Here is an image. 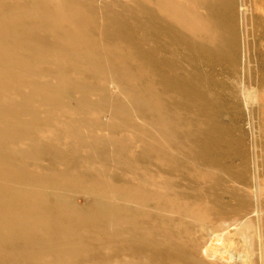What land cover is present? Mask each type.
Returning a JSON list of instances; mask_svg holds the SVG:
<instances>
[{"label": "bare ground", "instance_id": "6f19581e", "mask_svg": "<svg viewBox=\"0 0 264 264\" xmlns=\"http://www.w3.org/2000/svg\"><path fill=\"white\" fill-rule=\"evenodd\" d=\"M250 1L251 29L246 0H0V264H262L214 75Z\"/></svg>", "mask_w": 264, "mask_h": 264}, {"label": "rangeland", "instance_id": "374dc122", "mask_svg": "<svg viewBox=\"0 0 264 264\" xmlns=\"http://www.w3.org/2000/svg\"><path fill=\"white\" fill-rule=\"evenodd\" d=\"M247 1L250 3L251 7L250 10L247 11L244 25L246 24L247 27L251 29L254 24V20L251 21V19L255 17V10L252 7L251 1L246 0V2ZM256 12L262 17V14H264V2L258 3ZM236 23L238 26L241 25L242 27V24L239 23V15L236 16ZM254 32L255 38L253 40L249 38L248 40L247 45L250 46V50L247 51L248 55L247 59H245L246 64H248V59L250 61L249 74L246 71L244 52L242 54L238 52V54L233 55V58L236 65L242 63L240 65L241 68H238L236 72H231V74L225 73V75H223V69L217 67L214 75L216 79L225 80L222 86L223 108H221V113L217 117V120H219L222 126V129L220 130V137H222L225 141L223 143L222 150L226 153V155L229 154L231 156V159L226 162L225 167L227 169H236V167H241L243 170L241 171L243 176L241 179L242 181L244 177L248 176L246 172L248 169L249 175H258L260 180V188H258V191L260 190L261 197H264V159H261L263 155L262 147H264V107L261 104L260 106L258 105L259 100L257 99L255 104H250L245 100L246 92L252 90L255 92L258 91L260 99H262V96L264 97V25L255 26ZM242 68H244L245 71H242ZM112 92H114V90H112ZM262 101L263 100H260L259 103ZM255 124L257 125V128L255 127ZM256 156L259 159L258 169L256 166ZM225 159L227 160V158ZM224 181L225 183L228 182V184L231 185L233 179L227 180L224 178ZM235 183L236 182H233V184ZM243 184L244 182H242V184H238V186H242ZM251 187L254 188L253 185H251ZM263 203L264 198L262 200V205ZM223 205L227 206V208L224 209L237 207V203L230 197L224 198ZM251 209L255 210L256 214L259 215L257 213L259 209L255 205L253 208L251 206ZM260 217L261 223L259 222L260 225L258 224V234L264 242V214ZM261 263L264 264V258Z\"/></svg>", "mask_w": 264, "mask_h": 264}]
</instances>
